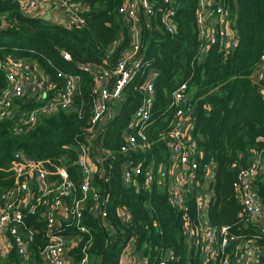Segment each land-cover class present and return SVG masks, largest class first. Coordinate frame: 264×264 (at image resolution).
<instances>
[{
	"label": "trees",
	"instance_id": "obj_1",
	"mask_svg": "<svg viewBox=\"0 0 264 264\" xmlns=\"http://www.w3.org/2000/svg\"><path fill=\"white\" fill-rule=\"evenodd\" d=\"M73 1L83 9L84 23L80 26H65L29 16L22 11L18 0H0V58L11 55L30 62L34 68L38 64L56 82V88L45 98L39 94L33 99L16 98V110L31 113L47 105L64 87L59 71L81 78L69 108L39 114L36 122L22 132L16 131L12 115L0 121V198L15 182L13 163L17 152L45 160L51 180L56 179V166H66L77 187L68 199L69 204L74 197H81L85 172L77 163L79 145L94 143V132L98 129L91 130L94 76L81 65L114 67L130 46L132 36L119 12L124 0ZM149 2L153 14L144 22L147 34L142 56L156 73L151 116L146 123L134 121L145 97L142 87L147 69H142L124 88L121 98L116 99L122 101L121 110L110 119L101 135L99 132V143L108 153L91 176V183L100 193L106 216L100 215L97 202L90 197L79 220L89 232H80L76 218L61 223V232L65 235H82L69 250L72 264H81L85 256L88 264H120L130 241L148 259V264H160L164 257H168L166 264H203L202 245L194 239L189 242L184 232L188 219L197 220V190L188 192L185 207H177L171 203L167 187L161 185L159 174V168L170 164L166 135L172 129L177 110L172 104L173 92L183 82L188 84V108L191 107L193 119L191 139L196 144V157L201 164L215 163L209 222L213 226L230 225V234L235 237L209 264H221L222 258L233 250L236 252L237 246L243 243H252L264 250V233L247 220L233 187L238 172L250 165L256 151L264 148V139H260L264 138V99L260 84L252 79L264 52V0H219L235 20L238 43L226 50L218 39L205 52L201 46L207 42L201 38L196 16L199 0ZM170 9L173 31L168 30L163 20V14ZM66 52L70 60L64 57ZM8 89L6 70L0 68V101ZM130 134L137 138L139 147L123 153L120 148ZM124 163L141 165L143 173L137 176L136 184L123 183ZM150 163L154 164V181L147 186L144 172ZM198 178L202 183L201 172ZM254 183L264 202V171ZM124 209L130 214L129 219L121 214ZM24 212L27 226L39 231L30 242L29 258L41 263L39 251L47 240L48 221L42 207L34 214ZM28 259L13 249L4 262L27 264L31 262ZM261 262L264 263V256Z\"/></svg>",
	"mask_w": 264,
	"mask_h": 264
},
{
	"label": "built area",
	"instance_id": "obj_2",
	"mask_svg": "<svg viewBox=\"0 0 264 264\" xmlns=\"http://www.w3.org/2000/svg\"><path fill=\"white\" fill-rule=\"evenodd\" d=\"M29 5L34 9L47 5L52 6L69 20V26H80L84 23V18L81 15L82 6L73 0H29ZM119 12L129 25L132 40L130 46L124 50L118 63L112 68L92 64L81 65V68L92 74L95 80L92 89L91 130L95 127L99 128L101 122L110 113V102L121 98L124 88L133 80L139 70L147 69V74L142 87L145 97L136 112L138 122L146 123L150 119L154 104L156 88L153 72L149 67L150 63L143 61L142 29L139 26L141 22H147L148 17L153 14L152 6L149 0H124L119 6ZM172 14L171 9L163 14V20L169 31L174 30ZM196 16L201 38L207 42V44H202V52H205L207 47L218 39L222 44V49L226 50H229L226 42L233 44V46L238 43V39L233 41L229 39L230 21L228 11L223 4L219 3V0H199ZM64 57L68 60L71 59L70 54L67 52L64 53ZM258 67H264V52ZM0 68L6 70L9 81V89L0 101V121L6 116L12 115L15 117L17 132H22L27 126L34 124L39 114H51L69 108L80 87L81 78L79 75L59 71L58 76L64 79V87L57 91L56 96L47 105L31 113L16 112V105L14 106L16 98L31 97L33 94L35 96L39 94L45 98L50 90L56 88V82L37 66L34 68L28 61L11 55H8L5 59L0 58ZM112 83H114V86L111 89ZM187 89L188 84L183 82L173 92L172 104L177 107V110L172 120V129L166 137L171 161H174V165L178 166L180 170L177 177L179 187L168 191L169 199L173 205L183 208L186 206L188 192L197 190L195 195L197 220L192 222L188 219L184 225V232L189 242L192 243V239H194L196 243L202 245L201 252L203 255L217 259L219 251L224 249L235 237L230 234V225L213 226L204 218L210 205V198L206 191L213 188L212 185L215 181V163L206 162L201 164L196 157V144L191 139L192 126L187 125L189 118H192L191 107L188 108ZM260 92L264 99V87ZM139 134L143 139L146 138L143 131H140ZM138 147L137 138L130 134L120 150L127 153L130 149ZM199 156L202 157L203 155L199 154ZM15 158L16 160L13 163L15 182L0 198V234L4 232L9 238L7 243L8 252L10 253L15 249L25 259L29 258L31 252L29 249L30 242L34 241L35 235L39 231L32 226H27L24 210H27V213L34 214L42 207L48 221V227L45 231L47 240L39 251L41 259L46 264H69L67 254H69L72 246L68 247L66 241L67 237H72V235H65L61 232V223L68 221L71 217L76 218L80 232H89L88 227L81 225L79 220L82 217L83 209L89 205L90 197L97 202L96 209L100 215L102 217L106 216L100 193L91 183L87 144L81 143L79 145L77 163L85 172V178L81 184V197H74L72 204H69L68 199L77 187L66 166H56V179L51 180L45 160L34 159L23 152H17ZM130 164L127 163V168L122 177L125 185L136 184L137 176L143 173L140 164L134 166H130ZM159 171L161 176L166 179L167 172L162 168ZM263 171L264 148L254 153L250 165L238 172L233 184L235 195L243 207L247 220L255 223L262 233H264V202L259 198L258 187L254 182ZM200 172L202 183L198 178ZM144 176V184L150 186L154 181L152 169L146 170ZM105 178L106 180L109 179L107 176ZM124 211L121 214L129 219L130 214L127 211L124 213ZM59 217H61V221L57 226L56 222ZM76 236L82 238L81 234ZM239 252H256L254 259H251L248 264H264L259 260L260 248L252 243L238 245L235 253ZM124 253L128 256L126 264L149 263L146 257L135 250L133 241L128 243ZM167 258L164 257L160 264H166ZM0 264H5L1 244ZM81 264H88L87 256L82 259ZM221 264H231L230 258L228 256L222 258Z\"/></svg>",
	"mask_w": 264,
	"mask_h": 264
},
{
	"label": "crops",
	"instance_id": "obj_3",
	"mask_svg": "<svg viewBox=\"0 0 264 264\" xmlns=\"http://www.w3.org/2000/svg\"><path fill=\"white\" fill-rule=\"evenodd\" d=\"M20 2L21 5V9L22 11L29 16H34V17H39L42 18L46 21L49 22H53L56 24H61V25H65V26H69V20L67 18H65L63 15L60 14V12H58L57 10H55L52 6H44L41 8H32L29 5V0H18ZM225 6V5H224ZM226 8V7H225ZM226 10L228 11V17H229V21H230V25H229V39L230 40H234V39H238V29L235 27V20L230 16V12L229 10L226 8ZM144 22H141L139 24L140 28L142 29V42L144 43V38H145V30L146 27L144 25ZM126 25L129 27V25L126 23ZM228 44V48H232L233 44H229L228 42H226V45ZM30 63V62H29ZM36 66H38V64H36ZM39 67V66H38ZM153 72V70H152ZM156 77V73L153 72V80ZM252 79L254 83H258L260 84V90L264 87V67L260 68V67H256L254 73L252 74ZM188 99V96H187ZM122 108V101H117V100H113L110 102V113L109 115L106 117V119H104L99 128L94 132V139L95 142L90 144L87 142H81V143H86L87 147H88V161H89V167H90V171H91V176L93 175V173L97 170L99 164H103V161L106 159V155H107V150L105 148H103V146L99 143V138L101 133L103 132V130L105 129V127L107 126V124L109 123L110 119L117 114ZM134 121L138 122L137 116L135 117ZM135 123L133 122L130 126H133ZM187 125L188 126H192L193 128V119L189 118V120L187 121ZM129 126V128H130ZM191 128V130H192ZM100 132V135H99ZM260 139H264L263 137H261ZM172 159L170 158V164L168 167L164 168L162 167V169H164L167 172V178L164 179L159 171V174L161 176V185H167L166 187H168V191L173 188H178L179 187V183H178V174H179V167L174 165V161H171ZM173 162V163H172ZM127 168V163H124L122 165V177L123 174L125 172ZM154 168V164L150 163V165L148 166L147 170H151ZM160 170V168H159ZM102 173L104 172V168H102ZM111 172V171H110ZM111 174V173H110ZM107 176V174H106ZM214 184V182H213ZM213 186V185H212ZM209 198H210V204L212 202V200L214 199V189L212 188L211 190H207L206 191ZM210 207V205H209ZM209 207L205 212V219L209 222ZM125 210V209H124ZM122 210V212L124 211ZM124 213H126V210L124 211ZM61 217L58 218V221L56 222V225L58 226L60 223ZM210 223V222H209ZM80 240V236H69L67 237V244L68 247H71L73 245H75L78 241ZM9 241L8 236H6L4 234V232H1L0 234V244L2 247V255H3V259H7L8 255L10 254L7 250V243ZM67 247V249H68ZM255 253L256 252H252V253H243V252H239V253H235V251H231V253H229V255H226L230 258L231 260V264H248L251 259H254L255 257ZM202 258H203V264H209L210 260H216L214 258H208V255H203L201 252ZM225 256V257H226ZM264 256V250L260 249L259 252V260L261 262L262 257ZM30 260V258L28 259V261ZM67 260L69 264H72L73 262V257L70 254H67ZM128 260V256L126 253H123L120 264H126V261ZM31 262L27 263V264H46L45 262H37L35 259L30 260ZM6 264V262H5Z\"/></svg>",
	"mask_w": 264,
	"mask_h": 264
},
{
	"label": "water",
	"instance_id": "obj_4",
	"mask_svg": "<svg viewBox=\"0 0 264 264\" xmlns=\"http://www.w3.org/2000/svg\"><path fill=\"white\" fill-rule=\"evenodd\" d=\"M236 2H238V0H235ZM237 8H239V5H238V3H237ZM146 34H147V28H146V30H145V38H144V43H143V45H145V43H146ZM113 86H114V83H112V85H111V89L113 88ZM35 96V94H33V96H31L30 97V99H33V97ZM111 173V172H110Z\"/></svg>",
	"mask_w": 264,
	"mask_h": 264
},
{
	"label": "rangeland",
	"instance_id": "obj_5",
	"mask_svg": "<svg viewBox=\"0 0 264 264\" xmlns=\"http://www.w3.org/2000/svg\"><path fill=\"white\" fill-rule=\"evenodd\" d=\"M16 107H18V106H16ZM20 111H22V110H16V112H20Z\"/></svg>",
	"mask_w": 264,
	"mask_h": 264
}]
</instances>
